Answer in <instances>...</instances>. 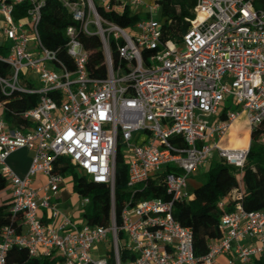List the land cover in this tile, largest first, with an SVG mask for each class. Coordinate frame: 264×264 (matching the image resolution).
Wrapping results in <instances>:
<instances>
[{
    "label": "built area",
    "instance_id": "built-area-1",
    "mask_svg": "<svg viewBox=\"0 0 264 264\" xmlns=\"http://www.w3.org/2000/svg\"><path fill=\"white\" fill-rule=\"evenodd\" d=\"M58 1L74 21L65 30L64 47L73 69L59 50L42 41L39 25L46 0H0V34L5 39L0 61L10 66L7 75L0 74L1 93L38 96L37 105L23 112L33 125L22 128L4 119L0 98V171L11 192V215L22 223L20 231L9 225L0 232V264H9L7 255L14 246L60 264H263L264 207L246 210L237 189L219 201L222 236L201 257L192 228L175 218L174 205L193 197L189 179L213 151L231 165L244 166L249 146L222 144L241 117L251 132L264 125V10L248 0H195L189 28L175 41L164 37L157 0L128 27L101 10L141 15L144 0ZM24 3L26 13L16 19L15 8ZM84 34L101 39L108 66L104 79L88 72ZM33 72L39 74L38 86ZM118 140L130 192L119 224ZM20 149L33 152L23 176L9 162ZM60 157L88 180L109 187V226L81 220L90 198L78 192L79 206L60 207L67 182L55 171ZM39 174L46 180L35 185ZM151 184L163 187L166 197H142ZM233 200L234 209L228 212Z\"/></svg>",
    "mask_w": 264,
    "mask_h": 264
},
{
    "label": "trees",
    "instance_id": "trees-1",
    "mask_svg": "<svg viewBox=\"0 0 264 264\" xmlns=\"http://www.w3.org/2000/svg\"><path fill=\"white\" fill-rule=\"evenodd\" d=\"M252 1L257 10H264V0ZM160 5L159 18L163 22L165 39L180 41L182 35L189 28V18L194 17L195 0H157ZM27 4L17 5L15 8L16 19L26 13ZM110 20L123 26H134L140 19V14H131L126 11L124 14L105 12L101 10ZM74 24L71 14L58 0H46L42 8V19L39 25V32L44 45L51 50H59L60 57L65 60L69 68L74 65L65 51L67 37L65 30L68 25ZM86 49L89 52L87 69L90 76L104 79L108 76V66L101 39L97 35L81 36ZM113 59V67L118 66V53L115 43L110 45ZM10 66L0 61V74L7 75ZM0 98L5 103L3 117L13 128L32 126L30 119L23 116V112L37 105L38 96L23 92H14L11 95L1 93ZM233 128V127H232ZM231 128V129H232ZM246 138L249 142V134ZM264 125L251 132V143L246 162L243 167L231 165L219 155L208 160L202 184L193 191V197L188 201L177 202L174 205V216L184 226L191 227L194 232V247L197 256H204L208 252L211 241L222 236L220 227L221 217L224 211L218 206L220 200L237 189L242 198L239 200L248 211L260 210L264 207ZM122 142L118 140L115 168V214L116 221L121 222L122 208L130 195L128 188V166L122 152ZM20 149L13 153L11 157ZM21 157L19 164L23 163ZM13 165V163H12ZM17 167V166H16ZM57 173L64 176H71L74 182V191L81 196L89 197L90 203L83 211V217L87 223L94 226H109L111 223L112 201L110 189L105 184L95 183L87 179L80 169L75 167L68 158L60 157L56 162ZM7 190V179L0 171V232L6 226H15L18 231L22 228L19 219H13L10 208L12 198L3 197ZM142 197H166L165 189L151 184L142 191ZM231 201L226 210L232 211ZM123 234L121 233V236ZM107 253L111 254L110 250ZM9 264H60L59 260L52 257H31L27 248L14 246L7 255Z\"/></svg>",
    "mask_w": 264,
    "mask_h": 264
},
{
    "label": "rangeland",
    "instance_id": "rangeland-1",
    "mask_svg": "<svg viewBox=\"0 0 264 264\" xmlns=\"http://www.w3.org/2000/svg\"><path fill=\"white\" fill-rule=\"evenodd\" d=\"M145 1V7L143 6L142 12H141V16L145 17L146 16V12H147V6L150 5H154L156 3V0H144ZM157 18H159L160 16V12L159 14L156 15ZM4 37L0 34V44L2 42H4ZM32 79L34 81V83L38 86L40 84V78H39V74L38 73H32L31 74ZM247 133L249 134V142L248 145L250 147V143H251V130L249 129V126L246 123V120L244 117H241L240 120H238L233 128L231 129V131L229 132V134H227V136L225 137V139L222 141V144L225 146H236V147H241L247 144ZM261 142L264 143V138L261 139ZM123 150V148H122ZM217 151H213L208 160H210L212 157L217 156ZM208 163V162H207ZM207 163L201 167H199L195 172L192 173L190 179H189V189L190 191L193 193L194 189L199 186L200 184H202L203 180H204V173L205 170L207 168ZM66 188H67V192H65V195L69 196L70 193H74V195L72 196L70 201H67L66 203H62L60 205V207L63 208H67V206L69 205H80L79 201L82 199V197L80 195H78L77 193H75L74 191V182L71 178V176L67 177V182H66ZM11 196V192L9 190H6L3 194V197H9ZM2 202V200L0 199V203ZM86 207H84L83 209H85ZM84 217H81V220H83ZM101 248L100 245L97 246V249Z\"/></svg>",
    "mask_w": 264,
    "mask_h": 264
},
{
    "label": "crops",
    "instance_id": "crops-1",
    "mask_svg": "<svg viewBox=\"0 0 264 264\" xmlns=\"http://www.w3.org/2000/svg\"><path fill=\"white\" fill-rule=\"evenodd\" d=\"M1 113H2V110H1V107H0V115H1ZM250 140H251V138H250ZM32 156H33V152L30 151V150L29 151H19L18 153H16L15 155H13L11 157V163L10 164L12 165V163H13L12 167L18 172L19 175L23 176V175H25V173L27 172V170H28V168L30 166V163H31V160H32ZM21 157H24L23 158V163L19 164L18 161H19V159ZM45 180H46V177L41 175V174H39V175H37V177L35 179V185H40ZM66 190H67V188L65 186L62 189V194H61V199H60L61 204L62 203H66L67 201H70L72 196L74 195V193H70L69 196L65 195V192H67ZM67 207H69V206H67ZM96 255H97V253H96ZM220 260L224 261V258H221Z\"/></svg>",
    "mask_w": 264,
    "mask_h": 264
},
{
    "label": "bare ground",
    "instance_id": "bare-ground-1",
    "mask_svg": "<svg viewBox=\"0 0 264 264\" xmlns=\"http://www.w3.org/2000/svg\"><path fill=\"white\" fill-rule=\"evenodd\" d=\"M234 148H241V147H247V145L241 146V147H236V146H232Z\"/></svg>",
    "mask_w": 264,
    "mask_h": 264
}]
</instances>
